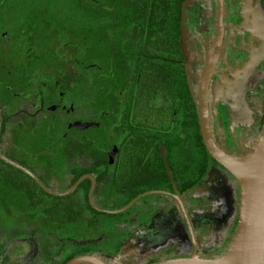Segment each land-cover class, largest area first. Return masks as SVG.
<instances>
[{
	"label": "flooded vegetation",
	"instance_id": "af4514ba",
	"mask_svg": "<svg viewBox=\"0 0 264 264\" xmlns=\"http://www.w3.org/2000/svg\"><path fill=\"white\" fill-rule=\"evenodd\" d=\"M205 3L209 5V11ZM217 17V0H188L185 3L183 41L185 46L184 52L187 51L188 59L185 53L186 55H180L181 57L177 62L182 67L185 77L188 74L189 90L192 93L191 96L196 93L197 108L201 73L206 61L207 52L216 35ZM222 23V42L207 91L209 128L212 138L218 147L228 153L239 155L248 151L249 142L258 125L260 123L263 125L264 123V0H223ZM215 51L216 49H214L213 53ZM186 60H189L188 63H186ZM66 67L67 73L61 77V81L55 79L56 75L53 69L41 70L43 73L35 72L36 75H34L35 78L33 79L27 77L28 70L24 69L18 72V79H12L11 81L6 79L10 83L15 82L19 85H6L5 90L11 92L13 102H10L8 107L0 105V130L3 125L6 126L4 132L0 133V152L10 160L30 170L37 180L23 169L2 157L0 158L4 162H0V172L5 174L4 178L7 184L12 183L11 185L13 186V184H16L15 179L18 178V183L21 184L31 185L36 183L40 187H42L40 184H43L46 188L42 187L44 190L58 196L59 192L49 189L46 182L36 175L30 166L13 156L12 151H9L12 146L11 138L13 135L25 133L26 131L33 136L43 134L48 143L44 146L46 151L42 153L47 156H54V154H51V151H58L65 143L71 144L66 149L64 155L65 163L68 164L65 182L67 189L73 184L76 185L70 191L61 195L71 193V203L73 201L80 202L84 199L82 195L83 190L75 189L76 186L78 184H90L87 194L89 203L94 208L105 211L103 210L105 208L93 202L92 194L98 191L108 194H111V192L103 185L95 186L94 184H152L149 182L153 181L152 171L150 173L148 167L141 165V168L136 167L134 169V178L132 180L121 179L120 167L122 166L119 163L123 154L120 151L121 140L116 135V133H120L118 131L120 129L119 112L115 113V109L107 107L104 97L100 111H91L88 100V85L84 83V75H87V71L74 70L71 66ZM185 67L188 68L187 73ZM39 81L48 90L46 97L45 92L42 91L43 87L36 85V82ZM79 93H84V100H82L81 104H75L74 96ZM238 95L242 96L244 105V112H241V118L233 116V109ZM1 98L2 96L0 95V101ZM214 103L215 108L213 107ZM12 104H14L12 106L15 107L14 109L10 107ZM17 108L21 110L17 111ZM2 115L3 117L5 116L3 118L5 119L4 121H2ZM27 120H31L30 124ZM75 124H85L87 127L82 128V126H79V128ZM59 125L63 126V130L60 133L58 131ZM181 126L185 129L184 123H181ZM182 127L179 126V130L183 129ZM73 133L79 137L76 146L77 148L81 147V150L75 151L76 149L73 147V140L71 139ZM183 134L178 135L179 140L183 139ZM166 135L163 134V136ZM200 137L202 139L201 132ZM80 140H83L84 144H80ZM94 142L97 143L95 144ZM148 142L151 148L150 151L154 155L152 142L150 140ZM155 146L156 150L160 152L159 158L163 166L162 147L166 151L165 157L171 175H168L164 166L166 174L165 176L161 175V180L158 177V181L160 182L157 183L165 185L163 187L142 190L130 197L128 202L133 201L127 207L130 208L129 212H123L125 209L120 211L121 213L117 215V222L115 223L110 222L108 224V221L104 225L103 218H98L99 215H96L98 220L94 222L92 227H97L98 232H94L92 229L86 235L87 238L81 239L79 242L88 241V243H95L96 240H99L102 243L101 246H103L108 241L114 249L117 248V253L121 255V251L128 243L127 241H129L131 234L134 233L128 226L136 223L135 238L136 242L142 247V250L137 251V260L135 262L124 261V259L120 258L119 263H117L116 261H107L101 258L100 255L99 257L105 262H111V264H149L163 259L188 257L193 251L200 258H216L220 256L228 248L237 227L239 206L238 180L214 159L209 160L206 158L204 162L202 156L205 152L200 149L201 147L196 149L194 145V150L191 151L192 160H194L193 163L195 165L194 169L186 172V166L180 165L177 168V172L173 173L170 163H174L175 157L168 155L170 154L168 143L159 138L156 140ZM178 149L179 151H184V148H181V141H179ZM204 149L207 151L205 146ZM90 150H98V154L90 155ZM168 157L171 158L170 163ZM62 158V156L55 154L56 161ZM150 158L146 156L145 159L147 161H144L149 164L151 163ZM110 161L112 162L110 163ZM183 162H185V159ZM16 168L27 173L31 179H28L24 173H21ZM83 168L88 171L84 170L82 171L83 173L77 175L76 170ZM111 171L114 173V178L111 176ZM215 171H218L221 175L225 172L229 176L227 183L231 184L232 189L236 191V197L233 195L236 205L235 213L230 220L224 222L219 218L214 219L212 215L205 214L212 207L213 202L219 200L229 202V197L226 198L225 193L219 192L218 194L214 188L210 187L211 184H215V179L212 177ZM94 175L96 178L100 176L102 179L95 181ZM83 178H89L90 181ZM91 184H93L92 189ZM186 184L190 185L184 188ZM118 188L114 194L118 195L123 201L126 200V194L122 192L120 185ZM17 189L21 190L20 188ZM90 189L91 196L89 199ZM21 191L27 195L23 189ZM140 193L143 194L139 195ZM147 193H158L167 197V199H163V205L166 204L165 206L168 207L167 209L165 208L166 213L164 215L159 214L160 209L163 208L161 203L159 210L147 212L149 216L142 220L147 215L144 214L147 211V206H149L148 202L151 201L147 196V198L142 197ZM175 194L183 202L190 225L186 222L182 208L174 196ZM161 196H159L160 199L162 198ZM169 198H171L172 202H169ZM154 201L156 202L157 199H154ZM171 213L173 216H171ZM138 214L142 215V217H139L140 220L136 222ZM87 215L84 213L83 217L86 218ZM173 217L175 220L169 222L170 218L173 219ZM86 219H84L83 223L80 222L79 224L88 225ZM65 221L66 223H70L68 220ZM76 221L78 220L74 219L72 223ZM163 222L169 223L168 226L174 229L170 230V232L165 231L162 227ZM181 223H183L184 231L179 228ZM111 226L112 228L110 229L109 227ZM120 226L126 229L124 231L120 230ZM68 228H66V233L62 236L69 238L70 236L67 233ZM30 229L32 228L27 229L25 233L30 234L28 231L31 233L35 232V228L32 229L33 231ZM103 231L104 233H102ZM75 233H79V231L77 230ZM30 235L33 236L32 234ZM17 236L13 244H17L18 242L27 243V240L29 241L23 232H18ZM92 236H102L103 238L101 240L94 239ZM22 237L26 238V240H22ZM1 243H4L3 249L8 252L10 243L8 241ZM32 247L33 252H31L36 254L35 245ZM26 253H30L28 248ZM26 262L31 263L30 260L25 259L23 264Z\"/></svg>",
	"mask_w": 264,
	"mask_h": 264
},
{
	"label": "trees",
	"instance_id": "16d2710c",
	"mask_svg": "<svg viewBox=\"0 0 264 264\" xmlns=\"http://www.w3.org/2000/svg\"><path fill=\"white\" fill-rule=\"evenodd\" d=\"M185 1L188 2V0H0V81L18 79V72L24 69L28 70L27 77L33 79L35 72L40 73L34 65L44 62L48 66L40 70L53 69L55 75L61 68L66 75V66L87 71L84 83L88 85L90 110L100 111L104 97L107 107L115 109V113L119 112L120 115L118 130L120 133L116 135L121 140L120 151L123 154L119 163L122 166L121 179L132 180L134 169L141 168V165L148 167L150 173L152 171L153 181H149L152 184H94L103 185L112 194L120 185L127 198L114 208L126 204L130 197L142 190L165 185L157 184L160 182L158 177L161 180V175L166 174L159 158L160 152L155 146L159 138L168 143L170 150L168 155L175 157L173 164L168 157L173 173L177 172L180 165L186 166V172L194 169L191 152L194 150L193 145L196 149L201 147L200 149L205 152L202 156L204 162L206 158L213 159L205 151L200 137L196 93L191 96L188 74L185 77L182 67L177 62L180 55L187 54V51L184 52L185 28L182 23ZM70 54L77 60L67 61L66 57ZM188 61L186 60V63ZM185 68L187 73L188 68ZM11 84L19 85L15 82L9 85ZM36 85L43 87L40 82H36ZM5 89L6 86H3V89L0 87L2 92L7 91ZM83 94L74 96L75 104L82 103ZM0 102L3 103L1 106L8 107L13 101H5L2 97ZM213 107L215 108V103ZM3 118L5 116L2 115V121L5 120ZM181 123H184L185 129ZM179 126L183 129L179 130ZM5 127L2 126L0 133L4 132ZM261 127L260 123L249 142L248 151L254 146ZM179 134H183V139H178ZM148 140L152 142L154 155L150 151ZM179 141L184 151H179ZM80 144H84L83 140H80ZM146 156L151 157V163L144 161ZM184 159L185 162L182 163ZM0 162L4 161L0 158ZM84 170V168L76 170V174L79 175ZM20 171L31 179L27 173ZM2 175L5 176L3 173ZM111 176L114 178L112 171ZM83 179L90 181L89 178ZM99 179L102 178L100 176L96 178L94 175L95 181ZM15 181L16 184L13 185L26 192L25 196L30 206L37 207L36 204L42 203L41 200H45L46 197L53 198V203L49 206L42 205V210L47 213L55 211L59 205L58 214L64 221L77 219L75 222L78 224L77 227L80 226V220L83 223L84 213L90 216L86 219L90 227L98 220L96 215L105 213L109 216V224L117 222V215L121 213L94 208L87 198L90 184H78L75 189L83 190L84 199L71 203V193L56 196L35 182L29 185L18 183V178ZM189 185L186 184L184 188ZM129 209L123 212H129ZM68 235L69 238L57 237L58 240L55 238L54 241L46 237L43 240L29 238L27 243L30 253L26 254L25 259L30 260V264H38L39 259L43 264H65L78 254L99 256L98 254L103 253L101 241L79 242L87 236L80 235L77 238ZM102 236L92 237L101 240ZM22 240L26 238L22 237ZM3 244L0 243V264L7 262L22 264L23 260L20 259L17 263L10 261L13 246H16L15 249L19 252L17 244L10 246L8 252L3 249ZM33 244L36 254L32 253ZM111 250L112 257L109 261L119 263L121 256L117 253V248L111 246Z\"/></svg>",
	"mask_w": 264,
	"mask_h": 264
},
{
	"label": "rangeland",
	"instance_id": "374dc122",
	"mask_svg": "<svg viewBox=\"0 0 264 264\" xmlns=\"http://www.w3.org/2000/svg\"><path fill=\"white\" fill-rule=\"evenodd\" d=\"M206 4V3H205ZM208 11L210 10V7L208 4ZM16 50V49H15ZM19 52V51H18ZM24 53V52H22ZM21 54H19L20 56ZM67 61L71 62L73 60H77L73 54H70L69 56L66 57ZM58 65V64H57ZM38 68V70L43 73L40 69L43 68L45 69L48 64L46 62L40 63L39 65H34ZM34 66L32 67V70H34ZM58 68V66H57ZM60 69V68H59ZM76 70L75 68H73ZM35 72V71H34ZM65 76L62 68L61 71L56 72V80L61 81V77ZM1 85L0 87L3 89V86L9 85L10 82L7 80H1ZM41 84L42 82L39 81ZM44 83V82H43ZM42 91L45 92V97L48 95V90L44 86L42 88ZM0 95L3 97L4 100L6 101H13L12 100V95L11 92L9 91H0ZM236 102L235 106L233 109V116L235 118H241V112H244V105L242 101V96L238 95L236 97ZM245 104V102H244ZM246 105V104H245ZM246 110V109H245ZM19 120V119H18ZM27 122L30 124L31 120H27ZM63 130V126L58 127L59 133ZM73 140V147L76 149L75 151L81 149L77 148L76 144L79 139L78 135L73 133L72 138ZM19 142V143H18ZM48 141L44 138V135L40 134L39 136H33L31 135L28 131L25 133H19L18 135H13L11 138V149L9 151H12L13 156L25 163L26 165L30 166L33 169V172L38 175L43 181L46 182V185L48 186L49 189H51L54 192H62L66 190V182H65V177H66V167L67 163H65V158L64 155L66 153V149L70 147L71 144H66L62 145L58 151H51V154L54 156H47L43 151H46L44 146ZM55 154L57 156H62L63 158L56 161L55 160ZM90 155H97L98 150H90L89 152ZM64 162V163H63ZM63 163V164H62ZM215 179V184H211L210 187L215 189V192L219 194V192L225 193L226 198L229 197V202H225L223 200L215 201L213 202L215 210H211V213L209 214L210 216L214 217V219H220L223 222L228 221L231 219L232 215L235 213V208L236 205L234 203V198L233 195L236 197V191L232 189V185L227 183L228 180V175L218 173V171H215L213 176ZM5 178L2 173L0 174V243L3 241H8L10 243V246H13L14 240L18 237L17 233L18 232H23L26 238H30L31 240L34 239L35 237L38 239H44L45 237L49 240L54 241L55 238L58 240V238L62 239L64 236L63 234L66 233V228H68V234H71L72 237H79L80 235L86 236L90 231H97V227H90L87 225H80L79 227L75 226L77 223H72V219H68L70 223H66L64 221L63 217L58 214L60 212L59 208L60 206L58 205L57 208H55V211H49L48 213L42 210V205H51L53 203V198L46 197L45 200H41L42 203H37V207H32L28 204L29 200L26 198L25 194L17 189L14 185L12 186L11 184L5 183ZM162 195L161 199L159 196ZM158 194V193H147L144 194L142 197L145 198L146 196L151 199V201L148 202L147 206V211H145V214L147 212H153L155 210H159L161 203L163 205L164 200L167 199V197L163 194ZM146 197V198H147ZM152 197V198H151ZM157 199L155 202L154 199ZM92 200L95 204L99 205L102 208H105L107 210L111 209H116L114 208L117 204L121 203L122 199L115 194H108L106 192L98 191L97 193L92 194ZM169 202L171 201V198L168 199ZM51 201V202H50ZM139 203V202H137ZM166 203V202H165ZM94 204V205H95ZM168 204V203H167ZM217 204L218 207H217ZM166 205V204H165ZM163 205V208L160 209V215H164L166 213L165 208L167 209L168 207ZM170 212V211H169ZM149 213L142 218L144 220L146 217L149 216ZM154 215H156L154 213ZM171 216L173 214L171 213ZM90 217V216H86ZM92 217V216H91ZM137 221L140 220L142 215L138 214L137 216ZM140 217V218H139ZM83 218V219H86ZM98 218H103V223L106 225V223L109 221V216H106L105 213H101ZM177 219V218H176ZM175 220L170 218L169 222H172ZM178 220V219H177ZM81 222V220H80ZM79 222V223H80ZM84 222V221H83ZM179 223V222H178ZM169 223L163 222L162 227L165 229V231L170 232V230L174 229L172 227L168 226ZM118 226V225H117ZM136 223L134 225L128 226L129 229H131L134 233L131 234L128 243L126 246L123 248L121 251V259H124V261H132L135 262L137 259V251L142 250V247L136 242L135 238V230L137 228ZM29 228H35V232L31 233L28 231L30 234H26L25 231ZM79 231L78 233H75L77 230ZM180 230L184 231L183 228V223L179 225ZM30 229V230H32ZM120 230H125L126 228H122V226L119 227ZM33 231V230H32ZM58 237V238H57ZM6 238L5 240H3ZM212 242V241H211ZM111 243L106 242L105 245L103 244V253L98 254L100 255L101 258L109 261V258L112 257L111 255ZM16 246H13V252L11 254L10 252V261L11 262H16L18 259L23 260L22 264L25 260L26 256V251L28 248V245L26 242H18L17 243V248L18 251H16ZM25 264H28L27 262ZM38 264H43L42 260H38ZM78 264H86V263H78Z\"/></svg>",
	"mask_w": 264,
	"mask_h": 264
},
{
	"label": "water",
	"instance_id": "95a60500",
	"mask_svg": "<svg viewBox=\"0 0 264 264\" xmlns=\"http://www.w3.org/2000/svg\"><path fill=\"white\" fill-rule=\"evenodd\" d=\"M217 2V31L207 52L206 61L201 73L199 84V126L202 140L208 153L216 162L224 167L239 182L237 227L226 251L216 258H200L196 256L193 251L192 254L188 257L163 259L149 264H264V123L261 127L260 134L258 135L254 146L249 151H245L239 155L228 153L218 147L212 138L209 128L207 99L208 84L219 54L223 37V0H217ZM214 49H216L215 53H213ZM75 126H82V128L87 127V125L85 124H75ZM161 154L164 166L167 170L168 175L170 176L171 171L165 157L164 147H162ZM0 157L23 169L35 180H37L35 175L26 167L16 163L13 160H10L1 152ZM111 162L112 161H110V163ZM40 185L45 188L43 184ZM75 185L76 184H73L68 189L59 192V194L70 191ZM92 187L93 184H91V189ZM91 189L88 195L89 199L91 196ZM141 194L143 193H140L139 195ZM174 196L178 200L182 208V212L184 213L186 222L188 223V225H190L187 214L185 212V208L183 206V202L177 194H175ZM132 201L133 200L116 209L103 210L107 212H120L126 209ZM213 207L214 206L212 204V207L205 214L209 215L211 213V210H215V208ZM78 263L111 264V262H105L99 256L94 254L75 255L70 258L65 264Z\"/></svg>",
	"mask_w": 264,
	"mask_h": 264
}]
</instances>
